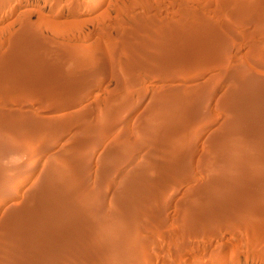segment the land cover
I'll return each instance as SVG.
<instances>
[{"label": "rangeland", "instance_id": "obj_1", "mask_svg": "<svg viewBox=\"0 0 264 264\" xmlns=\"http://www.w3.org/2000/svg\"><path fill=\"white\" fill-rule=\"evenodd\" d=\"M263 86L264 0H0V188L8 192L0 197V248H8L0 260L264 264ZM236 96L250 97L238 118H230ZM234 135L245 142L216 147ZM77 153L84 168L74 166ZM108 167L113 170L104 174ZM45 181L64 188L51 201L63 200L67 212L48 214L55 225L48 217L39 226L32 217L47 211L37 206ZM132 181L141 184L128 193ZM50 221L63 230L77 222L72 234L81 238H64ZM19 223H34L36 232ZM33 233L43 241L33 244Z\"/></svg>", "mask_w": 264, "mask_h": 264}, {"label": "bare ground", "instance_id": "obj_2", "mask_svg": "<svg viewBox=\"0 0 264 264\" xmlns=\"http://www.w3.org/2000/svg\"><path fill=\"white\" fill-rule=\"evenodd\" d=\"M88 65H89V64H88ZM87 68H88V67H87ZM234 68H235V67H233V69H234ZM236 69H237V68H236ZM239 70H240V69H239ZM232 72L234 73V71H232ZM238 72H239V71H238ZM233 73H232V74H233ZM235 73H236V72H235ZM235 75H236V74H235ZM235 75H234V76H235ZM243 75H244V74H241V78L244 79V82H246L247 85H251V86L249 87V89H250L251 87L253 88V86H255V89H256V85H257V84H255V82L252 81L253 79L250 78V77H248L247 75H246V76H245V75L243 76ZM238 76H240V75L238 74ZM239 78H240V77H239ZM239 78L237 77L236 80H238ZM251 79H252V80H251ZM240 80H242V79H240ZM238 81H239V80H238ZM242 81H243V80H242ZM239 82H240V81H239ZM237 83H238V82H237ZM246 83H245V84H246ZM127 85H128V84H127ZM241 85L244 86L243 84H241ZM247 85H245V86H247ZM237 86L240 87V85H237ZM237 86H236L235 90H236L237 88H239V87H237ZM263 87H264V86H263ZM242 88H243V87H242ZM242 88H241V89H242ZM257 88H258V87H257ZM249 89H248V90H249ZM242 90H243V89H242ZM251 90H252V89H250V91H251ZM253 90H254V88H253ZM258 90H259V89H258ZM239 91H240V89H239ZM239 91H237V92H239ZM245 91H246V88H245ZM245 91H244V92H245ZM253 92L255 93V91H253ZM256 92H257V91H256ZM263 92H264V91H263ZM246 93H248V92H246ZM230 94H231V93H230ZM233 94H234V93H233ZM240 94H241V92H240ZM240 94H239V95H240ZM249 94H250V93H249ZM249 94H247V95H249ZM235 95H238V94H235ZM242 95H244V93H242L240 96H242ZM244 96H245V95H244ZM244 96H243V97H244ZM255 96H256V95H255ZM232 97H233V96H232ZM237 97L239 98V100H238ZM243 97L241 98V97H239V96H236V98H237L236 100H238V102H237V101H235V102L233 101V102H234V103H236V102L238 103V104L236 103V104L238 105V106L236 105L238 109H236V107L233 106V108H235L234 116H230V115L232 114V113L230 112L231 114L228 115V116H230V118H232V117H237V118H238L239 115H238V116L235 115L236 111H238L239 109H241V108H243V107L245 108L246 104H248L247 101H249V99H248V100H246V99L249 98L250 96H249V97L246 96V97H247L246 99H245V97H244V98H243ZM251 97H252V96H251ZM257 97H258V96H257ZM259 97H260V96H259ZM171 98H172V97H171ZM255 99H256V98H255ZM234 100H235V99H234ZM253 100H254V98H253ZM258 100H259V99L257 98L256 100H254V102H255V101H258ZM169 101H170V100H169ZM228 101H229V100H228ZM250 101L253 102L251 98H250ZM251 102H250V105H251ZM159 103H160V102H159ZM165 103H166V102H165ZM177 103H178V102H177ZM228 103L230 104L231 101H229ZM256 103H258V102H255L254 105H256ZM197 104H198V103H197ZM229 104H228V105H229ZM232 104H233V103H232ZM232 104H231V106H232ZM167 105H168V104H167ZM254 105H253V106H254ZM176 106H177V105H176ZM248 106H249V105H248ZM256 106L258 107V104H257ZM262 106H263V105H262ZM170 107H171V106H170ZM172 107H173V106H172ZM198 107H199V106H198ZM250 107L253 109L252 106H250ZM166 108H167V107H166ZM166 108H165V109H166ZM180 108H181V107H180ZM185 108H186V107H185ZM248 108H249V107H248ZM251 108H250V109H251ZM165 109H164V111H163L164 113L166 112ZM177 109H178V108H177ZM193 109H194V108H193ZM250 109H249V110H250ZM261 109H262V108H261ZM261 109H260V110H261ZM157 110H158V109H157ZM173 110H174V109H173ZM231 110H232V109H231ZM241 110H242V109H241ZM243 110H244V109H243ZM246 110H247V109H246ZM253 110H254V109H253ZM258 110H259V108H258ZM263 110H264V109H263ZM197 111H198V110H197ZM247 111H248V110H247ZM250 111H251V110H250ZM254 111H255V110H254ZM191 112H192V111H191ZM240 112H243V111H239L237 114H239ZM260 112H262V111H260ZM161 113H162V112H161ZM193 113H194V112H193ZM243 113H245V112H243ZM253 113H254V112H253ZM255 113H256V112H255ZM258 114H260V113H258ZM258 114H256V115H258ZM198 115H199V114H198ZM260 115H261V114H260ZM240 116H241V115H240ZM152 117H153V116H152ZM197 117H198V116H197ZM248 117H249V115H248ZM149 118H150V117H149ZM153 118H154V117H153ZM157 118H158V116H157ZM190 118H191V117H190ZM242 118H243V117H242ZM242 118H239L238 120H240V119H242ZM251 118L253 119V117H251ZM107 119H108V118H107ZM176 119H177V118H176ZM199 119H200V118H199ZM252 119H251V120H252ZM258 119H259V118H258ZM166 120H167V119H166ZM196 120H197V119H196ZM196 120H195V121H196ZM229 120H232V119H229ZM234 120H235V118H234ZM242 120H243V119H242ZM246 120H247V119H246ZM255 120H256V119H255ZM260 120H261V119H260ZM151 121H152V120H151ZM163 121H164V120H163ZM184 121H185V120H184ZM197 121H198V120H197ZM244 121H245V120H244ZM244 121H243V122H244ZM248 121H249V119L247 120V122H248ZM262 121H263V120H262ZM146 122H148V121H146ZM146 122H145V123H146ZM152 122H153V121H152ZM161 122H162V120H161ZM188 122H189V121H188ZM199 122H200V121H199ZM239 122H240V121H239ZM175 123H177V122L175 121ZM240 123H242V122H240ZM244 123H245V125H247V124H246V121H245ZM248 123H249V122H248ZM149 124H150V123H149ZM178 124H179V123H178ZM229 124H230V123H229ZM234 124H235V123H234ZM250 124H251V123H250ZM146 125H148V124H146ZM182 125H183V124H182ZM242 125H243V124H242ZM148 126L151 127L150 125H148ZM169 126H170V125H169ZM179 126H180V125H179ZM229 126H232V125H229ZM253 126H254V125H253ZM261 126H263V125H261ZM145 127H146V126H145ZM145 127H144V128H145ZM154 127H155V125H154L152 128H154ZM157 127H161V126L158 125ZM181 127H183V126H181ZM185 127H186V126H185ZM234 127H235V126H234ZM263 127H264V126H263ZM162 128H163V127H162ZM169 128H170V127H169ZM228 128H230V127H228ZM243 128H244V127H243ZM250 128H251V127H250ZM254 128H255V127H254ZM170 129H172V128H170ZM181 129H182V128H181ZM181 129H180V130H181ZM158 130H159V129H158ZM158 130H156L157 133H158ZM173 130H174V129H173ZM176 130H177V129H176ZM176 130H175V131H176ZM193 130H194V129H193ZM147 131H148V132L145 133V134H150L149 130H147ZM150 131H151V129H150ZM153 131H154V130H153ZM153 131H152V132H153ZM156 131H155V132H156ZM164 131H165V130H164ZM152 132H151V133H152ZM191 132H192V131H191ZM232 132H233V130H232ZM254 132H255V131H254ZM225 133H226V132H225ZM89 134H90V133H89ZM236 134H237V132H236ZM255 134H256V133H255ZM150 135H151V134H150ZM150 135H148V136L150 137ZM227 135H230V133L227 134ZM255 136H256V135H254V137H255ZM145 137H147V136H145ZM151 137H152V136H151ZM155 137H156V136H155ZM221 138H222V139H220L219 141H217V142L215 143V145H217L216 147H218L219 145H222V144H224L225 146L228 144L227 147H229L230 144H232V145H233L234 143H235V145H236V143L241 144V143L245 142V141H243V140H246V138L243 139L242 136H239V135H234V136H232V137H229V138L227 137V138H225V139H224L223 137H221ZM142 139H143V137H142ZM147 140H148V138H147ZM142 141H143V140H142ZM182 141H183V140H182ZM247 141H249V140L247 139ZM177 142H179V141H177ZM183 142H184V141H183ZM254 144H255V143H254ZM263 146H264V145H263ZM128 147H129V145H128ZM212 147H213V146H212ZM233 147H234V146H233ZM239 147H240V146H239ZM242 147H243V146H242ZM179 148H181V147H179ZM187 148H188V147H187ZM156 149H157V148H156ZM170 149H171V148H170ZM170 149H169V150H170ZM174 149H175V148H174ZM220 149H221V148H220ZM220 149H219V150H220ZM236 149H238V148H236ZM236 149H235V150H236ZM119 150H120V149H119ZM124 150H125V149H124ZM176 150H177V149H176ZM247 150H248V149H247ZM261 150H262V149H261ZM78 151H79V150H78ZM228 151H229V150H228ZM243 151H244V150H243ZM127 152H128V151H127ZM230 152H232V151H230ZM233 152H234V151H233ZM238 152H239V151H238ZM245 152H246V151H245ZM259 152H260V151H259ZM112 153H113V152H112ZM121 153H122V152H121ZM162 153H163V152H162ZM180 153H181V152H180ZM182 153H183V152H182ZM256 153H257V152H256ZM79 154H80V153L75 154L74 162H76L77 165H74V166H78V164L81 163V160H80V159H81V157H82V153H81V155H79ZM105 154H106V153H105ZM119 154H120V153H119ZM228 154H229V152H228ZM246 154H247V152H246ZM177 155H178V154H177ZM184 155H185V154H183V156H184ZM233 155H234V153H232L231 155H228V156L226 155V156L224 157V159L221 160V161L218 160V161H220V163H219V166H221L220 168H224V167L227 168L226 165L229 164L228 161H229V159L233 158V157H232ZM247 155H248V154H247ZM80 156H81V157H80ZM125 156H126V155H125ZM180 156H181V155H180ZM180 156H179V157H180ZM219 156L222 157L221 155H219ZM219 156H218V157H219ZM242 156H243V155H242ZM249 156H250V153H249L248 157H249ZM156 157H157V156H156ZM160 157H162V155H161ZM168 157H169V156H168ZM212 157H213V156H212ZM254 157H255V155H254ZM121 158H122V157H121ZM125 158H126V157H125ZM154 158H155V157H154ZM154 158H153V159H154ZM157 158H158V157H157ZM172 158H173V157H172ZM180 158H181V157H180ZM222 158H223V157H222ZM240 158H241V157H240ZM243 158H244V157H243ZM243 158H242V159H243ZM249 158H250V157H249ZM72 159H73V158H72ZM161 159H162V158H161ZM173 159H174V158H173ZM209 159H210V158H209ZM70 160H71V159H70ZM158 160H159V159H158ZM162 160H163V159H162ZM170 160H171V158H170ZM214 160H215V159H214ZM231 160H232V159H231ZM236 160H237V159H236ZM243 160H244V159H243ZM243 160H242V162H243ZM248 160H249V159H248ZM251 160H253V159H251ZM72 161H73V160H72ZM147 161H148V159H147ZM211 161H212V160H211ZM216 161H217V159H216ZM238 161H239V159H238ZM244 161H245V160H244ZM69 162H71V161H69ZM74 162H73V163H74ZM113 162H115V161H113ZM159 162H160V161H159ZM206 162H207V161H206ZM229 162H230V161H229ZM232 162H233V161H232ZM234 162H235V161H234ZM245 162H247V160H246ZM249 162H250V160H249ZM148 163H150V162H148ZM153 163H154V162H153ZM153 163H152V164H153ZM177 163H178V162H177ZM213 163H214V162H213ZM216 163H217V162H216ZM240 163H241V162H240ZM71 164H72V162H71ZM81 164H82V163H81ZM81 164H79L80 167H83V166H81ZM162 164H163V163H162ZM234 164L236 165V163H234ZM245 164H246V163H245ZM247 164H248V163H247ZM247 164H246V166H247ZM82 165H84V164H82ZM115 165H116V164H115ZM213 165H214V164H213ZM243 165H244V164H243ZM54 166H55V165H54ZM148 166H149V165H148ZM162 166H163V165H162ZM236 166H237V165H236ZM236 166H235V167H236ZM244 166H245V165H244ZM252 166H253V165H252ZM255 166H256V165H255ZM71 167H72V165H71ZM80 167H78V168H80ZM104 167H106V166L104 165ZM104 167H103V168H104ZM146 167H147V166H146ZM150 167H151V166H150ZM160 167H161V165H160ZM216 167H218V166H216ZM247 167H248V166H247ZM249 167H250V164H249ZM249 167H248V168H249ZM74 168H76V167H74ZM78 168H77V169H78ZM83 168H84V167H83ZM117 168H118V167H117ZM170 168H171V167H170ZM174 168H175V167H174ZM238 168H239V167H238ZM245 168H246V167H245ZM248 168H246V169H248ZM256 168H257V167H256ZM53 169H54V168H53ZM55 169H56V168H55ZM60 169H61V168H60ZM77 169H76V170H77ZM111 169H112V167H108V168L103 169L104 174H105L106 172H108L109 170H111ZM141 169H142V168H141ZM149 169H150V168H149ZM151 169H152V168H151ZM166 169H167V168H166ZM241 169H244V167L242 166ZM254 169H255V167H254ZM254 169H252V170H254ZM18 170H19V169H18ZM66 170H67V169H66ZM112 170H113V169H112ZM112 170H111V171H112ZM139 170H140V169H139ZM224 170H226V169H224ZM227 170H228V169H227ZM234 170H235V169H234ZM236 170H237V169H236ZM238 170H240V169H238ZM238 170H237V171H238ZM250 170H251V169H250ZM252 170H251V171H252ZM15 171H16V170H15ZM53 171H54V170H53ZM81 171H82V169H81ZM81 171H80V169H78V170H77V175H78V174H84V173H82ZM83 171H84V170H83ZM137 171H138V170H137ZM159 171H160V170H159ZM164 171H165V170H164ZM167 171H168V170H167ZM215 171H216V170H215ZM219 171H222V170H219ZM237 171H236V172H237ZM240 171H241V170H240ZM244 171H245V170H244ZM57 172H58V171H57ZM59 172H61V171H59ZM80 172H81V173H80ZM172 172H173V171H172ZM177 172H178V171H177ZM224 172L226 173V171H224ZM224 172H223V174H224ZM242 172H243V171H242ZM246 172H247V170H246ZM85 173H86V172H85ZM142 173H144V172H142ZM167 173H168V172H167ZM174 173H175V172H173V174H174ZM188 173H189V172H188ZM206 173H207V172H206ZM220 173L222 174V172H220ZM220 173H217V174H220ZM237 173H239V172H237ZM248 173H249V171H248ZM248 173H247V174H248ZM258 173H259V172H258ZM45 174H46V173H45ZM50 174L52 175V173H50ZM50 174H49V176H50ZM156 174H157V173H156ZM161 174H162V173H161ZM176 174H177V173H176ZM213 174H214V173H213ZM228 174H229V173H228ZM240 174H241V173H240ZM244 174H246V173H244ZM54 175H55V174H54ZM102 175H103V174H102ZM152 175H153V174H152ZM171 175H172V174H171ZM183 175H184V174H183ZM207 175H208V174H207ZM209 175H210V173H209ZM251 175H252V174H251ZM6 176H7V175H6ZM6 176H5V177H6ZM47 176H48V175H47ZM137 176H138V175H137ZM147 176H148V175H147ZM157 176H158V175H157ZM169 176H170V174H169ZM213 176H214V175H213ZM238 176H239V174H238ZM240 176H241V175H240ZM10 177H11V176H10ZM63 177H64V176H63ZM82 177H83V176H82ZM135 177H136V176H135ZM139 177H140V176H139ZM165 177H166V176H165ZM214 177H215V176H214ZM230 177H231V176H230ZM236 177H237V176H236ZM2 178H4V176H0V180H1ZM43 178H44V177H43ZM181 178H182V177H181ZM219 178H220V177H219ZM224 178L226 179V177H224ZM54 179H55V178H54ZM134 179H135V178H134ZM163 179H164V178H163ZM171 179H172V178H171ZM46 180H47V179H46ZM68 180H69V179H68ZM155 180H157V178H156ZM222 180H223V179H222ZM226 180H227V179H226ZM234 180H235V179H234ZM43 181H44V180H43ZM43 181H42V182H43ZM127 181H128V180H127ZM230 181H231V180H230ZM48 182H49V181H47V183H46V181H45L46 184H44V185L41 184V185H42L41 187L44 189V192H45V193L43 192V195L46 194V193H48V191H49V193H48L49 195L46 194V195H47L46 197H45V195H44L45 198H42L43 195H42V196L40 195L39 197H41V198L39 199V203H38L37 206L40 207L41 210L43 209V207H46V208H47V211H48V212L51 211L52 213H51V212H50V213H47V211H45V210L43 209L45 212L42 214V212H43V210H42V212H41L42 217H41L40 213H39V215H38V214L36 215L35 213H36L37 211H38V212L41 211V210H39L38 207H36L37 202H36V204H35V207H36L37 211L34 212V214H35L34 217H32L33 215H31L29 211H27L28 214L25 212V214H27L28 217L31 215L30 217H32V218H36L37 220H39V221L37 222L39 226H40V224H41V220H40V218H41L42 221H43V220H45V219H47V218L49 217V216L46 217V215H48V214H53V215H56V216L58 215V217H60V216H61V215L59 216L60 213L65 214L64 211L67 212L66 209L63 210V208H62V206H61V204L64 203L63 200L60 199V200L62 201V203L60 204V206H59V204H57V203H56V204H57L58 206L55 205V203L51 201V200L53 199V197H52L53 194H54V193L57 194V195L59 194L58 196H60V195L62 194V191L64 190V188H61V186L59 187L58 185L55 186L54 183H53L54 186H52V184L49 186ZM142 182H143V181H142ZM146 182H147V181H146ZM233 182H234V181H233ZM43 183H44V182H43ZM49 183H50V182H49ZM55 183H56V182H55ZM58 183H59V182H58ZM60 183H61V182H60ZM67 183H68V182H67ZM129 183H130V184H133V185L130 186V189H126V191L130 190V192H131V189H134V188H132V186H133V187L137 186V188L134 189V190H136V189L139 188L138 185L141 184V183L137 184L138 182L135 183L134 181H132V183H131V182H129ZM129 183H128V184H129ZM151 183H152V182H151ZM158 183H159V182H158ZM230 183H231V182H230ZM234 183H235V182H234ZM47 184H48V185H47ZM64 184H65V183H64ZM69 184H70V182H69ZM130 184H129V185H130ZM134 184H136V185H134ZM149 184H150V183H149ZM160 184H161V183H160ZM62 185H63V184H62ZM146 185H147V183H146ZM150 185H151V184H150ZM150 185H149V186H150ZM162 185H163V184H162ZM164 185H165V184H164ZM214 185H215V184H214ZM216 185H217V183H216ZM216 185H215V186H216ZM147 186H148V185H147ZM149 186H148V187H149ZM156 186H157V185H156ZM211 186H212V185H211ZM218 186H219V185H218ZM41 187H39V189H40ZM142 187H143V186H142ZM152 187H153V186H152ZM208 187H209V186H208ZM212 187H213V186H212ZM225 187H226V186H225ZM42 188H41V189H42ZM127 188H128V187H127ZM145 188H146V187H145ZM153 188H154V187H153ZM158 188H159V187H158ZM228 188H229V186H228ZM252 188H253V187H252ZM39 189H37V190H39ZM85 189H86V188H85ZM141 189H143V188H141ZM147 189H148V188H147ZM155 189H156V188H155ZM221 189H222V188H221ZM256 189H257V188H256ZM134 190H133V192H134ZM40 191H41V190H40ZM40 191H39L38 193H37V192H36V193L39 194V193L42 192V191H41V192H40ZM64 191H65V190H64ZM64 191H63V195H64ZM69 191H70V190H69ZM72 191H74V190H72ZM137 191H138V190H137ZM144 191H145V190H144ZM223 191H224V190H223ZM233 191H234V190H233ZM256 191H257V190H256ZM259 191H260V190H259ZM52 192H54V193L52 194ZM75 192H76V191H75ZM133 192H132V193H133ZM146 192H147V191H146ZM211 192H212V191H211ZM211 192H210V193H211ZM248 192H249V191H248ZM7 193H8L7 191H4L3 189L0 188V197H1V196H4V195L7 194ZM65 193H66V191H65ZM87 193H88V192H87ZM89 193H90V192H89ZM119 193H120V192H119ZM123 193H125V195H123V196H124L123 198H125V196L128 195L129 191H128L127 195H126L125 190H123ZM135 193H137V192L135 191ZM149 193H150V192H149ZM149 193H148V194H149ZM156 193H157V192H156ZM51 194H52V196H51ZM121 194H122V192H121ZM139 194H140V193H139ZM144 194H145V193H144ZM153 194H154V193H153ZM33 195H34V194H33ZM70 195H71V192H70ZM75 195H76V194H75ZM75 195H74V196H75ZM118 195H119V194H118ZM130 195H132V194L130 193L129 196H130ZM133 195H134V194H133ZM256 195H257V194H256ZM256 195H255V196H256ZM66 196H67V195H66ZM71 196H72V195H71ZM90 196H91V195H90ZM129 196H128V198L131 199L132 196H131V197H129ZM156 196H158V195H156ZM205 196H206V195H205ZM212 196H213V195H212ZM39 197H38V198H39ZM119 197L121 198L122 196L119 195ZM135 197H136V196L133 197V200L135 199ZM147 197H148V196H147ZM220 197H221V196H220ZM54 198H55V197H54ZM60 198H61V197H60ZM64 198H65V197H64ZM64 198H63V199H64ZM192 198H193V197H192ZM57 199H58V198H57ZM66 199H67V198H66ZM75 199H76V198H75ZM77 199H78V198H77ZM118 199H119V198H118ZM153 199H154V197H153ZM156 199H157V198H156ZM53 200L55 201V199H53ZM86 200H87V201H85V202H86V205H87V204H88V203H87V202H88V199H86ZM127 200H129V199H127ZM127 200H126V201L124 200V201H125V202H129V201H131V200H129V201H127ZM133 200H132L131 202H133ZM135 200L138 201V199H135ZM135 200H134V201H135ZM140 200H141V199H140ZM34 201H35V200H34ZM56 201H57V200H56ZM56 201H55V202H56ZM76 201H77V200H76ZM121 201H122V199H121ZM136 201H135V204H137ZM149 201H150V199H149ZM151 201H152V200H151ZM243 201H244V200H243ZM65 202H66V201H65ZM79 202H80V201H79ZM85 202H84V203H85ZM89 202H90V201H89ZM91 202L94 204V201H91ZM125 202H124V204H125ZM143 202H144V201H143ZM158 202H159V201H158ZM34 203H35V202H33V204H34ZM58 203H59V201H58ZM66 203H67V202H66ZM70 203H71V202H70ZM80 203H83V201H81ZM80 203H77V204H80ZM92 203H91L90 205H92ZM121 203H122V202H121ZM147 203H148V201H147ZM77 204H76V205H77ZM117 204H118V203H117ZM129 204H130V207H131V203H129ZM141 204H143V203H141ZM152 204H154V203H152ZM156 204H157V203H156ZM243 204H244V203H243ZM121 205H122V204H121ZM137 205H138V204H137ZM137 205H136V206H137ZM139 205H140V204H139ZM78 206H79V205H78ZM83 206H85V205L83 204ZM87 206H88V205H87ZM118 206H120V205H118ZM126 206H127V205H126ZM133 206H135V205L133 204ZM136 206H135V208H136ZM145 206H146V205H145ZM145 206H144V207H145ZM157 206H158V205H157ZM30 207H31V206H30ZM32 207H33V206H32ZM66 207H67V206H66ZM80 207H81V206H80ZM122 207H123V205H122ZM122 207L120 206V208H122ZM138 207H139V206H138ZM138 207H137V208H138ZM140 207H142V205H140ZM140 207H139V208H140ZM68 208H69V205H68ZM76 208H77V207H76ZM82 208H83V207H82ZM127 208H128V207H127ZM133 208H134V207H133ZM149 208H151V207H149ZM153 208H154V207H153ZM32 209H33V208H32ZM32 209H31V212L33 211ZM36 209H35V210H36ZM70 209H71V207H70ZM70 209H69V210H70ZM83 209H84V208H83ZM85 209H86V208H85ZM89 209H90V208H89ZM156 209H157V207H156ZM27 210H28V209H27ZM29 210H30V209H29ZM67 210H68V209H67ZM75 210H76V209H75ZM79 210H80V209H79ZM86 210H87V209H86ZM90 210H91V209H90ZM122 210H123V209H122ZM142 210H143V209H142ZM261 210H262V209H261ZM25 211H26V209H25ZM78 212H79V211H78ZM82 212H83V211H82ZM82 212H80V213H82ZM119 212H120V211H119ZM189 212H190V211H189ZM22 213H23V212H22ZM45 213H46V214H45ZM70 213H71V212H70ZM104 213H105V212H104ZM140 213H141V212H140ZM158 213H159V212H158ZM29 214H30V215H29ZM32 214H33V213H32ZM94 214H95V213H94ZM135 214H136V213H135ZM248 214H249V213H248ZM260 214H261V213H260ZM83 215H85V214H83ZM89 215H90V214H89ZM148 215H149V214H148ZM152 215H153V214H152ZM223 215H224V214H223ZM258 215H259V214H258ZM262 215H263V214H262ZM65 216H66V215H65ZM76 216H77V215H76ZM80 216H81V214H80ZM17 217H18V216H17ZM19 217H20V216H19ZM19 217H18V218H19ZM25 217L28 218L27 216H25ZM25 217H24V218H25ZM45 217H46V218H45ZM52 217H53V216H52ZM83 217H84V216H83ZM87 217H88V216H87ZM94 217H95V216H94ZM243 217H244V216H243ZM20 218H21V217H20ZM20 218H19V219H20ZM49 218H51V217H49ZM49 218H48V219H49ZM81 218H82V217H81ZM127 218H128V216H127ZM129 218H130V216H129ZM19 219H18V220H19ZM21 219H22V218H21ZM28 219H29V218H28ZM28 219H27V220H28ZM51 219H52V218H51ZM51 219H49V220H51ZM82 219H83V218H82ZM82 219H81V220H82ZM219 219H220V218H219ZM250 219H251V218H250ZM11 220H12V219H11ZM23 220H24V219H22V223H23ZM25 220H26V219H25ZM25 220H24V221H25ZM27 220H26V221H27ZM52 220H54V217H53ZM52 220H51V221H52ZM57 220H58V218H57ZM70 220H71V219H70ZM138 220H139V219H138ZM26 221H25V222H26ZM34 221H35V219H34ZM51 221H50V222H51ZM75 221H76V219H75ZM75 221H73V222L75 223ZM77 221H78V220H77ZM79 221H80V220H79ZM237 221H238V220H237ZM14 222H15V221H13V223H14ZM30 222H32V221H29L28 223L30 224ZM39 222H40V224H39ZM44 222L47 223V221H44ZM244 222H245V221H244ZM253 222H254V221H253ZM15 223H16V222H15ZM22 223H19V224H17V225H20V224H21V225H24V227H27V226L29 225V224L27 223L28 225L26 226V225H25L26 223H24V224H22ZM53 223H54V225H55V220H54ZM53 223H52V222L50 223L52 227L54 226V225H52ZM76 223H77V222H76ZM76 223H75V224H72L73 227H70L71 225H69V226H68L69 228L66 227V228H64V230H63L61 227H59V226H55V228H54V227H53V228H54L55 230H57V231H58L59 228H60V230L62 229L61 232H60V231H59V232L61 233V235H62L63 237H64V236H68V235H70V237L73 236V237H71V238H75V239H77L78 237H75L76 234H75V236L72 234V233H73V232H72V231H73L72 228L75 227L74 225H76ZM31 224H32V225H29L28 228L31 226L30 228H31V230H33V229L35 228V227L33 228V224H34V223H31ZM48 224H49V222H48ZM50 224H49V225H50ZM78 224H79V223H78ZM78 224H77V225H78ZM17 225H16V226H17ZM49 225H48V226H49ZM79 225H81V224H79ZM96 225H97V224H96ZM12 226H13V225H12ZM42 226H44V223L42 224ZM42 226H41V227H42ZM51 226H49L46 230L50 229ZM100 226H101V225H100ZM17 227H18V228H20V227L24 228L23 226H20V227L17 226ZM46 227H47V225H46ZM57 227H58V228H57ZM83 227H85V226H83ZM11 228H12V227H11ZM32 228H33V229H32ZM44 228H45V227H44ZM44 228H43V229H44ZM77 228H78V227H77ZM81 228H82V227H81ZM81 228H80V230H78V232H81V231H82ZM9 229H10V228H9ZM14 229H15V228H14ZM43 229H42V230H43ZM54 229H53V230H54ZM74 229L76 230V228H74ZM78 229H79V228H78ZM15 230H16V229H15ZM22 230H23V229H22ZM26 230H27V228H26L25 230H23V232H25ZM31 230H27V231H31ZM35 230H36V228H35ZM44 230H45V229H44ZM44 230H43V231H44ZM50 230L52 231V228H51ZM50 230H49V231H50ZM75 230H74V231H75ZM16 231H17V230H16ZM27 231H26V232H27ZM33 231H34V230H33ZM37 231H38V233L40 232L38 229H37ZM57 231H53V233H54V232L58 233ZM5 232H6V234L9 233V232H7V231H5ZM11 232L14 233V231H12V230H11ZM34 232H36V231H34ZM47 232H48V231H47ZM88 232H89V231H88ZM258 232H259V231H258ZM18 233H19V231L17 232V234H18ZM20 233H22V232H20ZM20 233H19V234H20ZM29 233H30V232H29ZM31 233H32V232H31ZM42 233H43L42 231L39 233V237L42 236V235H40V234H42ZM56 233H55V234H56ZM75 233H76V232H75ZM97 233H99V232H97ZM255 233H256V232H255ZM9 234H10V233H9ZM15 234H16V233H15ZM22 234H23V233H22ZM22 234H21V235H22ZM25 234H26V235L23 234V236H24V237L27 236V238H29L30 235L28 236L27 233H25ZM45 234H46V233H45ZM50 234H51V233L49 232V233H48L49 237H50ZM10 235H11L10 237H12V235H13V237H14V234H10ZM21 235H20V238H21ZM33 235H34V236H36V235L38 236L37 233H36V235H35V233H33ZM33 235H32V236H33ZM48 235H46V236L48 237ZM52 235H53V234H52ZM57 235L59 236V234H57ZM57 235H56V236H57ZM23 236H22V237H23ZM37 236L34 237V238H36V240L34 239L35 241L33 242V244H34V243L39 244L38 242L41 241V240H39V239L37 238ZM78 236H79V235H78ZM87 236H88V235H87ZM94 236H95V235H94ZM2 237H3V235H2ZM5 237H7V239H8V238H9V235H6ZM13 237H12V238H13ZM18 237H19V236H18ZM18 237H17V238H18ZM44 237H45V236H44ZM83 237H84V236H83ZM96 237H97V236H96ZM12 238H10V239H12ZM14 238H15V237H14ZM14 238H13V240H14ZM17 238H15L14 241H17ZM20 238L18 239V241H20ZM31 238L33 239V237H31ZM42 238H43V237H42ZM42 238H41V239H42ZM45 238H46V237H45ZM50 238H52V237H50ZM58 238H59V237H58ZM64 238H65V237H64ZM64 238H63V239H64ZM79 238H81V237H79ZM79 238H78V239H79ZM89 238H90V237H88V239H89ZM1 239H2V238H1ZM3 239H4V237H3ZM5 239H6V238H5ZM25 239H26V238H25ZM37 239H38V242H37ZM59 239H60V238H59ZM75 239H73L74 242H75ZM21 240H24V239H21ZM50 240H51V239H50ZM50 240L48 239V242H49ZM57 240H58V239H57ZM60 240H62V238H61ZM93 240H94V239H93ZM6 241H9L8 243H10V240H6ZM6 241H5V242H6ZM32 241H33V240H32ZM42 241H43V240H42ZM42 241H41V242H42ZM64 241H66V239H65ZM77 241H78V240H77ZM0 242H1V241H0ZM5 242H4V243H5ZM11 242H12V240H11ZM21 242L23 243V242H25V240H24V241H21ZM26 242H28V240H27ZM26 242H25V243H26ZM30 242H31V241H30ZM53 242H54V241H53ZM62 242H63V241H62ZM12 243H13V242H12ZM12 243H11V244H12ZM15 243H16V242H15ZM18 243H19V242H18ZM51 243H52V242H51ZM57 243H58V242H57ZM59 243H61V242L59 241ZM77 243H78V242H77ZM80 243H81V242H80ZM1 244H2V243H1ZM6 244H7V242H6ZM6 244H5L4 246L7 247L8 244H7V245H6ZM19 244H20V243H19ZM30 244L32 245V243H30ZM30 244H28V245H30ZM36 244H35V245H36ZM40 244H41V243H40ZM43 244H45V242H44ZM49 244H50V243H49ZM52 244H53V243H52ZM93 244H94V243H93ZM2 245H3V244H2ZM16 245H17V243H16ZM21 245H22V244H21ZM23 245H25V244H23ZM35 245H34V246H35ZM46 245H47V244H46ZM72 245H73V244H72ZM9 246H10V245H9ZM9 246H8V247H9ZM14 246H15V244H14ZM14 246H13V244H12L13 249H14ZM26 246H27V245H26ZM26 246H24V250H26V249H25ZM34 246H32V247H34ZM53 246H54V245H53ZM59 246H60V245H59ZM75 246H76V245H75ZM6 247H5V248H6ZM18 247H19V245H18ZM18 247L15 246V248H17V251H18ZM38 247L41 248L42 245H41V246L38 245ZM48 247H49V246H48ZM56 247H58V246H56ZM89 247H90V246H89ZM3 248H4V247H3ZM3 248H2V249H3ZM9 248H11V247H9ZM36 248H37V247H36ZM45 248H47V247H45ZM45 248H44V249L42 248L43 251H44V253H46ZM78 248H80V247H78ZM90 248H91V247H90ZM96 248H97V247H96ZM7 249H8V248H7ZM7 249L1 250V248H0V250H1L2 252L7 251ZM47 249H48V248H47ZM10 250H11V249H9V251H10ZM14 250H15V249H14ZM21 250H22V249H21ZM27 250H29V249H27ZM48 250H49V249H48ZM56 250H57V249H56ZM99 250H100V249H99ZM99 250H98V251H99ZM1 251H0V252H1ZM12 251H13V250H12ZM19 251H20V249H19ZM50 251H52V250H49V252H50ZM57 251H58V250H57ZM104 251H105V250H104ZM104 251H103V252H104ZM20 252H22V251H20ZM23 252H24V251H23ZM49 252L46 253V254L48 255ZM54 252H55V251H54ZM9 253H10V252H8V254H9ZM13 253H15V251H14ZM16 253H19V252H16ZM31 253H32V252H31V250H30V252H29L27 255H30V256H31ZM50 253H52V252H50ZM96 253H97V252H96ZM1 254H2V253H1ZM5 254H7V253H5ZM8 254H7V255H8ZM11 254H12V253H11ZM11 254H9V255H11ZM24 254L26 255V252H25ZM24 254H23V255L21 254V255L24 256ZM38 254H39V251H38ZM42 254H43V253H42ZM58 254H59V253H58ZM64 254H65V253H64ZM19 255H20V253H19ZM32 255H33V253H32ZM35 255H36V253H35ZM51 255H52V254H51ZM66 255H67V253H66ZM2 256H3V255H2ZM30 256H28V257H27V256H24V257H25V258H29ZM33 256H34V255H33ZM37 256H38V255H37ZM39 256H40V257H43L44 255L41 256V254H39ZM39 256H38V257H39ZM53 256H54V255H53ZM58 256H59V255H58ZM61 256H62V255H61ZM61 256H60V257H61ZM68 256H70V255H68ZM4 257L6 258V256H3V259H5ZM7 257H10V256H7ZM48 257L50 258L51 256L48 255ZM54 257H55V256H54ZM10 258H11V257H10ZM17 258H18V260H19V258H20V256H18V254H17ZM52 258H53V257H52ZM57 258H58V257H57ZM79 258H80V257H79ZM82 258H83V257H82ZM82 258H81V260H82ZM1 259H2V258H1ZM13 259H15V257H14ZM20 259H21V258H20ZM22 259H23V258H22ZM22 259H21V261L23 262ZM38 259H39V258H38ZM46 259H47V258H46ZM63 259H64V258H63ZM75 259H76V258H75ZM18 260H17V261H18ZM29 260L31 261V258H30ZM29 260H28V261H29ZM42 260H43V259H42ZM47 260H48V259H47ZM54 260L56 261V257H55ZM70 260H71V259H70ZM72 260H73V258H72ZM0 261H1V260H0ZM3 261H4V260H3ZM11 261H13V260L11 259ZM15 261H16V260H15ZM15 261H14V262H15ZM26 261H27V260H26ZM34 261H35V260H34ZM39 261H40V260H39ZM39 261H38V262H39ZM43 261H44V260H43ZM49 261H50V260H49ZM58 261H59V260H58ZM60 261H62V259H60ZM68 261H69V260H68ZM1 262H2V261H1ZM6 262H7V261H6ZM14 262H11V264H13ZM69 262H70V261H69ZM72 262H73V261H72ZM2 263H3V262H2ZM24 263H25V262H24ZM28 263H29V262H28ZM78 263H79V260H78ZM78 263H77V264H78ZM85 263H86V262H85ZM3 264H4V263H3ZM7 264H8V263H7ZM15 264H17V262H16ZM19 264H20V263H19ZM22 264H23V263H22ZM25 264H26V263H25ZM35 264H36V263H35ZM38 264H39V263H38ZM57 264H58V263H57ZM251 264H252V263H251ZM253 264H254V263H253Z\"/></svg>", "mask_w": 264, "mask_h": 264}]
</instances>
